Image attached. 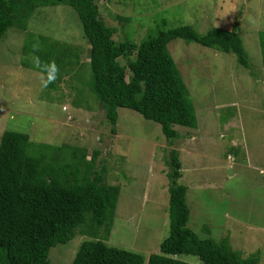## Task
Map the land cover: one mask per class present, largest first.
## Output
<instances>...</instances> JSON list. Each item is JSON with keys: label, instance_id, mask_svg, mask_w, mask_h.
I'll return each instance as SVG.
<instances>
[{"label": "rangeland", "instance_id": "rangeland-1", "mask_svg": "<svg viewBox=\"0 0 264 264\" xmlns=\"http://www.w3.org/2000/svg\"><path fill=\"white\" fill-rule=\"evenodd\" d=\"M97 5L102 20L115 29L116 41L138 44L148 34L180 25L203 35L231 30L238 20L250 68L239 65L232 52L172 40L167 48L193 102L197 128L174 126L180 137L170 142L159 124L118 108L112 133L86 85L89 46L77 14L66 5L39 8L27 31L75 47L78 70L45 87V75L30 66L34 57L23 55L26 32L9 29L0 42V139L8 130L27 134L33 145L84 149L88 160L98 152L96 169L105 170L108 185L120 188L104 243L140 254L146 262L159 254L168 235L165 159L177 150L178 182L187 187L188 227L200 238L219 242L227 237L233 251L243 257L257 253L258 264H264V0H103ZM78 73L83 75L79 82ZM87 226L51 248L48 264H72L81 243L93 240L83 233ZM179 258L203 264L193 256Z\"/></svg>", "mask_w": 264, "mask_h": 264}, {"label": "trees", "instance_id": "trees-1", "mask_svg": "<svg viewBox=\"0 0 264 264\" xmlns=\"http://www.w3.org/2000/svg\"><path fill=\"white\" fill-rule=\"evenodd\" d=\"M101 1L0 0V42L11 28L26 32L23 55L34 57L31 68L45 75V87H54L77 72L80 53L75 47L62 46L57 39L28 32V22L39 8L71 7L89 46L90 80L86 85L112 133L118 108L132 110L159 124L170 142L180 137L174 126L197 128L193 102L167 48L172 40L232 52L239 65L250 68L238 20L231 30L212 29L203 35L191 26L180 25L148 34L139 44L116 41L115 29L100 16L97 3ZM260 43L264 67V40ZM82 76L78 73L76 81ZM73 147L33 145L27 134L8 130L2 133L0 264H48L50 249L71 241L78 228L86 225L83 233L93 240L81 243L72 264H189L180 260L183 255L196 257L203 264L259 263L257 253L243 257L233 251L227 237L219 242L200 238L188 227L187 187L178 182L182 173L177 150L168 151L165 159L169 229L159 254L150 255L146 262L140 254L107 246L104 241L110 234L120 188L108 185L105 170L96 169L98 152L91 153L88 160L86 150Z\"/></svg>", "mask_w": 264, "mask_h": 264}]
</instances>
